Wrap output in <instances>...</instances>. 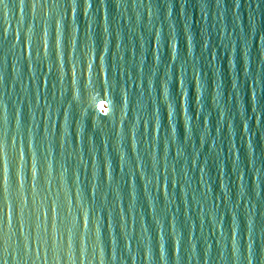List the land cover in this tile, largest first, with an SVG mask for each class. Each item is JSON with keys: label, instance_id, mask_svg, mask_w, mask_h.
Returning <instances> with one entry per match:
<instances>
[{"label": "water", "instance_id": "1", "mask_svg": "<svg viewBox=\"0 0 264 264\" xmlns=\"http://www.w3.org/2000/svg\"><path fill=\"white\" fill-rule=\"evenodd\" d=\"M0 264H264V0H0Z\"/></svg>", "mask_w": 264, "mask_h": 264}, {"label": "snow or ice", "instance_id": "2", "mask_svg": "<svg viewBox=\"0 0 264 264\" xmlns=\"http://www.w3.org/2000/svg\"><path fill=\"white\" fill-rule=\"evenodd\" d=\"M103 107V106H102Z\"/></svg>", "mask_w": 264, "mask_h": 264}]
</instances>
